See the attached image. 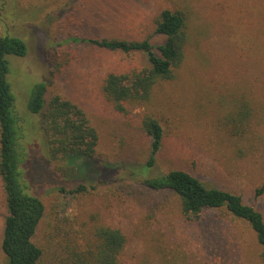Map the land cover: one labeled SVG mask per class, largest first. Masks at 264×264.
<instances>
[{
    "label": "rangeland",
    "instance_id": "rangeland-1",
    "mask_svg": "<svg viewBox=\"0 0 264 264\" xmlns=\"http://www.w3.org/2000/svg\"><path fill=\"white\" fill-rule=\"evenodd\" d=\"M162 7L190 13L186 58L174 80L159 83L150 102L125 118L104 95L105 75L141 69L145 60L61 42L73 32L144 37ZM73 9L79 20L70 27L61 18ZM5 32L28 47L25 57L9 58V80L27 126V185L46 208L33 239L46 261L59 253L63 239H90L96 227L111 225L129 237L124 264H261V248L247 223L224 208L198 219L185 216L177 196L144 186L138 169L149 156L151 140L140 124L146 113L164 130L148 176L185 170L208 186L241 195L264 215V194L256 195L264 183V0H0V35ZM57 54L70 63L54 78ZM42 81L49 84L48 96L79 105L98 133L95 159L74 162L80 171L86 166L77 179L85 192L59 193L54 187L73 183L58 184L47 175L66 163L48 158L39 138L43 129L27 108L32 87ZM243 101L252 106V116L235 130ZM5 213L0 180V264L8 262L1 250Z\"/></svg>",
    "mask_w": 264,
    "mask_h": 264
},
{
    "label": "trees",
    "instance_id": "trees-1",
    "mask_svg": "<svg viewBox=\"0 0 264 264\" xmlns=\"http://www.w3.org/2000/svg\"><path fill=\"white\" fill-rule=\"evenodd\" d=\"M61 19L70 27L75 26L79 20L77 9ZM151 26V32L140 38H92L73 32L61 42L92 45L104 51L136 55L145 60L146 66L141 69L133 67L124 72L110 71L105 75L102 87L104 95L125 118L130 117L133 108L150 102L159 83L176 78L191 41L189 12L162 7L151 18ZM61 43L58 45L61 46ZM27 52L28 47L23 39L6 32L0 35V180L6 208L1 250L8 260L7 264H124L123 254L129 237L119 227L100 225L93 230L90 239H63L58 244L59 253L50 261H46L44 249L33 241L46 208L41 197L27 185L28 156L24 145L27 126L17 111L16 97L9 80V58L25 57ZM69 63L57 54L50 70L51 76L63 75ZM48 88L49 84L44 81L36 83L27 103L29 112L36 116L37 128L43 129L44 134L41 137L39 132V138L48 150V158L66 163V166L59 167L57 174L47 175L50 181L53 182L55 178L58 184L60 181L73 183L69 189L64 185L54 187L53 190L59 193L85 192L88 190L86 184L77 179L85 175L86 166L80 171L74 162L95 159L98 133L79 105L62 95L48 96ZM238 114V128L235 130L246 127L252 116L250 103L243 101ZM140 124L151 140L148 160L138 169L144 177L142 184L155 192L173 193L180 201L183 214L188 217L198 219L206 211L226 209L233 218L247 223L255 233L261 248V264H264L262 212L246 204L241 195L208 186L185 170L176 169L155 177L148 176L163 147L164 130L154 116L146 113L140 119ZM263 194L264 183L256 190L257 196Z\"/></svg>",
    "mask_w": 264,
    "mask_h": 264
}]
</instances>
